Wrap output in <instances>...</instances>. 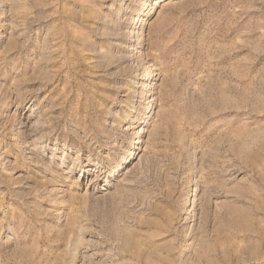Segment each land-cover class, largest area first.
<instances>
[{
    "label": "rangeland",
    "instance_id": "obj_1",
    "mask_svg": "<svg viewBox=\"0 0 264 264\" xmlns=\"http://www.w3.org/2000/svg\"><path fill=\"white\" fill-rule=\"evenodd\" d=\"M0 264H264V0H0Z\"/></svg>",
    "mask_w": 264,
    "mask_h": 264
}]
</instances>
